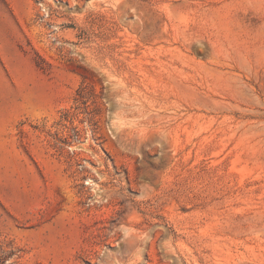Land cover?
<instances>
[{"label": "rangeland", "instance_id": "obj_1", "mask_svg": "<svg viewBox=\"0 0 264 264\" xmlns=\"http://www.w3.org/2000/svg\"><path fill=\"white\" fill-rule=\"evenodd\" d=\"M0 264H264V0H0Z\"/></svg>", "mask_w": 264, "mask_h": 264}, {"label": "bare ground", "instance_id": "obj_2", "mask_svg": "<svg viewBox=\"0 0 264 264\" xmlns=\"http://www.w3.org/2000/svg\"><path fill=\"white\" fill-rule=\"evenodd\" d=\"M227 17V16H226ZM229 19H230V17H229ZM228 20V19H227ZM225 21V20H224ZM231 21H233V20H231ZM226 22V21H225ZM224 23V22H223ZM226 24V23H225ZM233 24V23H232ZM221 25V24H220ZM233 35L234 34H232V32H231V29H230V27H229V23L226 25V29H225V36L227 37V38H230V39H232L233 38Z\"/></svg>", "mask_w": 264, "mask_h": 264}]
</instances>
